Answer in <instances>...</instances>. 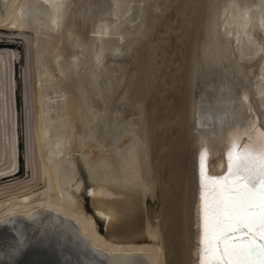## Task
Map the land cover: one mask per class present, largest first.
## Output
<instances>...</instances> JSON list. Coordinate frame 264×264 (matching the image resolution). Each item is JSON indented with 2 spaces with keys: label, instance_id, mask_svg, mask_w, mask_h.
<instances>
[{
  "label": "bare ground",
  "instance_id": "bare-ground-1",
  "mask_svg": "<svg viewBox=\"0 0 264 264\" xmlns=\"http://www.w3.org/2000/svg\"><path fill=\"white\" fill-rule=\"evenodd\" d=\"M33 41L45 78L58 67L99 94L47 92L39 75L36 146L21 78ZM121 64L138 71L122 87L105 74ZM0 124V221L76 235L71 219L92 264H199L202 157L206 176L227 175L231 141L264 131V0H0Z\"/></svg>",
  "mask_w": 264,
  "mask_h": 264
},
{
  "label": "snow or ice",
  "instance_id": "snow-or-ice-1",
  "mask_svg": "<svg viewBox=\"0 0 264 264\" xmlns=\"http://www.w3.org/2000/svg\"><path fill=\"white\" fill-rule=\"evenodd\" d=\"M249 139L231 141L227 175L206 176L202 157L199 264H264V131Z\"/></svg>",
  "mask_w": 264,
  "mask_h": 264
},
{
  "label": "water",
  "instance_id": "water-1",
  "mask_svg": "<svg viewBox=\"0 0 264 264\" xmlns=\"http://www.w3.org/2000/svg\"><path fill=\"white\" fill-rule=\"evenodd\" d=\"M48 215L52 216L50 212ZM67 224L74 227L76 235L47 225L41 232L38 220L20 216L0 221V264H92L89 246L78 226L71 219ZM99 225L104 231L101 222ZM83 245L85 250L79 248Z\"/></svg>",
  "mask_w": 264,
  "mask_h": 264
},
{
  "label": "rangeland",
  "instance_id": "rangeland-1",
  "mask_svg": "<svg viewBox=\"0 0 264 264\" xmlns=\"http://www.w3.org/2000/svg\"><path fill=\"white\" fill-rule=\"evenodd\" d=\"M2 5V4H1ZM137 9H138V6H137V1H134L133 3H132V5H131V11H130V14H129V16H130V18H133L134 16H135V13L137 12ZM136 10V11H135ZM140 14H141V12H140ZM172 15H170V18H168L167 19V21H165L166 22V24H167V26H170L169 24L170 23H173L174 22V19H175V16L174 17H171ZM173 18V19H172ZM139 19V18H138ZM202 19V18H201ZM172 21V22H171ZM164 22V23H165ZM174 25V24H173ZM124 26V25H123ZM45 35L43 34L42 35V37H44ZM193 42H195V40L193 41ZM35 42L33 41V45L31 46H29L28 47V45H26L24 48H23V51L25 50V55H24V58L23 59H25L26 61H30V63L31 64H29V63H27L24 67H23V70H22V72H21V78H22V84H23V88L24 89H22L23 91H22V93H23V97L25 98V100H27V110L29 109H31V108H29V107H32L31 105H33V107H32V109L29 111H27V113H26V117H25V121H24V123H23V126L25 127V137L28 135V138L27 139H29L28 140V142H29V144H33V146H36L35 144H37V139H36V135L37 134H39L40 132L39 131H41L40 129V127L41 126H39L40 125V119L38 118L39 117V115H37L38 113H39V108H37V106L38 107H40L39 105V101L37 100V97H38V86H39V83H38V81H37V79L36 78H38V76L39 75H41L43 78H45V76H46V72H47V67H43V66H37V65H33L32 64V60H33V53H34V51L36 50V43L34 44ZM194 44V43H193ZM192 44V45H193ZM194 45H196V43L194 44ZM30 47H32V48H30ZM191 47V46H190ZM195 46H193L192 47V49L190 48V54H191V52L193 53V50L195 49L194 48ZM7 48V50L10 48V47H8V46H5V49ZM13 48H15V47H12V49ZM4 49V50H5ZM29 49V50H28ZM57 49H58V46H57ZM33 51V53L31 54V52ZM65 53V52H64ZM27 55V56H26ZM29 55V56H28ZM188 55V54H187ZM28 57V58H27ZM28 59V60H27ZM32 59V60H31ZM61 61H66V55H63V57L61 58ZM124 65H126V64H124ZM131 65H126V66H123L122 64L120 65V66H117V67H115V73L114 74H112L111 72H108V71H106V75L109 77H111V81L112 82H114V85L115 84H118V86H121L122 87V85H124V84H126V82H127V78L132 74V72H134V75H136L137 73H138V71H136V69H134V67H130ZM56 67V66H55ZM58 71H57V70ZM52 72H53V74H54V76H52V78L53 79H51L50 80V78L49 77H46L45 78V80L43 81V86H44V89L47 91V92H52L53 91V88L54 89H60V87L62 86L63 88H65L64 90H66L67 91V89H69V90H71V91H73V89H72V87H74V90H77V89H82L84 92V95H86V96H88V95H90V94H92V93H95V92H93V90L91 89V87L90 86H88L84 81H83V83H84V87L86 86L87 88H82L83 87V83L81 84V85H79L78 83H76V81L75 80H67V81H62L61 82V78H63L62 77V75H61V73L59 72V69H58V67H56V68H54V70H52ZM60 73V75H58ZM58 77V78H57ZM136 76H134L133 78H135ZM24 78V79H23ZM24 80V81H23ZM59 81V83L56 85H54V86H52V81ZM24 82V83H23ZM31 82V83H30ZM35 82V83H34ZM70 82H71V84H70ZM72 83H73V86H72ZM25 85V86H24ZM34 85H35V87H34ZM67 85V86H66ZM78 85H79V88H78ZM66 86V87H65ZM75 86H77V87H75ZM26 87H27V90H25L26 89ZM29 87V88H28ZM61 87V88H62ZM90 88V89H89ZM88 90H90V91H88ZM87 91H88V93L90 92V94H88L87 93ZM34 92V93H33ZM36 93V94H35ZM24 94H25V96H24ZM31 95H32V100H31ZM93 95V94H92ZM95 95L96 96H98L99 97V94L97 95L96 93H95ZM95 95H93L95 98H96V96ZM30 96V97H29ZM91 96V95H90ZM35 97V98H34ZM89 97V96H88ZM30 98V99H29ZM35 102V104L33 103L32 104V102ZM34 109V110H33ZM37 109V110H36ZM39 109V110H38ZM59 110V112L60 113H62V111H63V109L61 108V107H59L58 105H56L55 106V108H54V110H51V111H49V113L51 114V115H56V113H57V111ZM29 113H30V115H31V117H30V115H29ZM37 113V114H36ZM62 116H64V117H61L60 118V121H63V123H64V125H65V127H66V131H65V136H68V135H73V132H74V129H75V127L78 125V123H76L77 121L74 119L73 120V118H71V116L70 115H65V114H63ZM30 117V118H29ZM33 118H34V120L36 121V123L37 124H34L35 123V121H33ZM31 119V121H29ZM72 119V120H71ZM28 121V123H26ZM33 121V122H32ZM38 121V122H37ZM74 121V122H73ZM76 121V122H75ZM30 122V123H29ZM70 123L73 125V126H69L70 125ZM76 123V124H75ZM26 124V125H25ZM56 124V123H55ZM1 125V124H0ZM29 125V126H28ZM32 127H31V126ZM38 127H37V126ZM67 125H68V127H67ZM30 127V128H29ZM72 127H74V128H72ZM28 128V129H27ZM30 129V130H29ZM32 129V130H31ZM38 131L37 133H36V130ZM78 129V127H76V130ZM34 130V131H33ZM75 130V131H76ZM33 131V132H32ZM27 132H29V133H27ZM27 134V135H26ZM30 134V135H29ZM32 134H33V136H32ZM59 134V130H57V129H53V128H51V130H50V132L48 133V138L49 139H51V140H53L54 138H55V136H57ZM54 137V138H53ZM35 139V140H34ZM31 140H34V141H31ZM35 143V144H34ZM33 150V151H32ZM31 152H33V153H31ZM30 153V154H29ZM35 154H37L38 155V153H37V150L35 149H31V151H29L28 152V156H27V159L29 160H27L28 161V165H29V169H30V171H31V174L32 175H34V172L36 173L34 176H33V178H39L40 177V173H41V169H40V167H39V164H38V161L39 160H37V159H39V155L37 156V155H35ZM33 155V156H32ZM35 155V156H34ZM36 156L38 157V158H36ZM30 157V158H29ZM34 159H33V158ZM36 158V159H35ZM35 162H34V161ZM37 161V162H36ZM33 162V163H32ZM34 164V165H33ZM33 165V166H32ZM36 167V169H33V168H35ZM38 167V168H37ZM32 169V170H31ZM38 169H39V171H38ZM65 168H63V170L61 171V173L63 174V179L65 178V179H67L68 178V176H70V171H69V169L68 168H66L67 170L65 171L64 170ZM36 170V171H35ZM33 172V173H32ZM38 172H40L39 174H38ZM15 216H19V215H15ZM14 216V217H15ZM14 217H12V219L14 218Z\"/></svg>",
  "mask_w": 264,
  "mask_h": 264
}]
</instances>
